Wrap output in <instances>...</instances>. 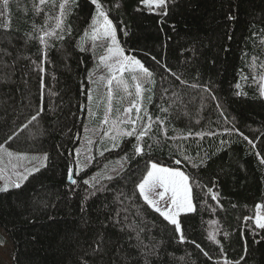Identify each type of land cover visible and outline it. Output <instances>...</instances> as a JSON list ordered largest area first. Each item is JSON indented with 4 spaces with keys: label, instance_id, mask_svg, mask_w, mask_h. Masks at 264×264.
<instances>
[{
    "label": "trees",
    "instance_id": "1",
    "mask_svg": "<svg viewBox=\"0 0 264 264\" xmlns=\"http://www.w3.org/2000/svg\"><path fill=\"white\" fill-rule=\"evenodd\" d=\"M34 2L39 4V0H10L5 15L0 16V144L13 136L5 144L12 151L48 153L47 167L29 176L20 189L0 192V248H6L8 264H145L143 246L136 247V232L126 226L133 223L137 231L143 228V245L157 246L155 255L148 257L149 264H215L223 257L210 233L223 245L228 259L244 257L241 264H264V241L253 243L245 230V254L240 232L243 216L253 215L254 205L264 203V165L234 130L256 141L264 155V98L259 96V85L264 83L260 80L264 75V0H176L163 24L157 15L136 11L138 0H102L113 23L123 22V30L117 33L121 47L139 59L155 81L143 85L150 91L143 93L141 115L147 110L152 125L140 142L145 154L135 158V137L120 138V148L100 155L105 147L111 148L115 132L101 123L107 80L99 77L109 73L99 67L100 57L107 53L106 43L97 40L93 48L90 35L81 39L94 6L89 0H78L79 7L65 21V27L71 25V35L59 40L60 29L55 27L59 8L46 3L37 14ZM0 11L5 10L0 7ZM229 13L236 16L234 21L226 19ZM52 31L57 35H44ZM41 36L45 44L40 43ZM81 46L86 51H80ZM44 52L47 61L41 64ZM165 64L188 84H181ZM87 71L95 73L97 83L89 84ZM40 75L44 76L43 101ZM125 78L131 85L128 74ZM236 83L241 85L239 90ZM205 84L217 100L203 91ZM82 86L85 91L93 89L90 105ZM112 88L110 118L116 119V110L122 112L131 97L115 82ZM129 91L134 94V87ZM236 91L246 95L237 96ZM41 104L44 111L29 123ZM104 131L109 136H103ZM148 145H152L150 152ZM77 147L87 150L82 158L93 159L77 177L78 184L70 186L67 152ZM205 154V165L192 168L185 161L179 167L203 185L212 187L215 182L213 191L223 209L206 195L207 188L193 187L196 211L181 214L187 238L181 243L174 238L178 234L173 227L139 196L135 185L146 173L149 158L171 164L187 155L199 163ZM125 155L127 160H121ZM96 173L100 174L96 188L104 186L105 190L85 201L88 186L82 180ZM191 241L213 259L206 258Z\"/></svg>",
    "mask_w": 264,
    "mask_h": 264
},
{
    "label": "snow or ice",
    "instance_id": "2",
    "mask_svg": "<svg viewBox=\"0 0 264 264\" xmlns=\"http://www.w3.org/2000/svg\"><path fill=\"white\" fill-rule=\"evenodd\" d=\"M175 2L176 0H138V7L135 10L138 12H147L149 14L159 16L161 19L158 21V23L163 24L165 22L164 18L169 15V6L171 4H174ZM9 3L10 0H2V3H0V7H2L5 11H0V16L5 15ZM46 3H50L53 8H59V15L55 17V27L56 29H60L61 34L57 35L55 31H52L45 32L44 35H57V39L59 40H63L65 34L70 36L72 32L71 25H67L65 27V21L68 15L71 14L73 8L79 7L78 0H60V3L58 5L56 3V0H39L38 5L35 4V2L33 4L34 10L37 14L42 11L39 6L44 5ZM89 3L90 5L94 6V11L90 16V24H88V28L84 30L83 37L81 39L89 37L90 35L93 48L97 47V40H102L106 43V50L108 55L101 56L100 62L105 68L108 69L110 75L108 77H99L100 80H107V104L105 106L104 116L101 123L104 125H110V130L115 132V135L111 137L113 141L111 148L105 147L104 150L100 152V155L103 156L104 151H112L113 149L120 148V138L135 137L136 143L132 144L134 158L136 156H142L145 154V149L140 142L143 140L144 136L147 135V133L150 131L152 125V117L147 112V110L144 111L143 116L141 115L143 93L145 91H150V89H145L143 85L155 83V81L152 79L153 73L147 67H145L144 64L134 55L125 54V49L121 47L117 35L118 30H123L120 28V25L123 22L120 21L117 24L113 23V20L109 18L110 9L106 6L105 3L102 2V0H89ZM116 6L118 7V5ZM226 19L228 21H234L236 19V16L232 13H229ZM5 27H7V23H5ZM124 35H128L127 31H124ZM253 35H255V33ZM230 38L231 37H229V39ZM39 39L40 43H46L43 36H41ZM225 50L227 51V49ZM80 51L83 52L86 51V49L81 46ZM152 59L156 61V57H152ZM109 60L111 61V63H108ZM45 61H47V52L43 53V59L41 61V64H43ZM157 63L159 62L157 61ZM162 66L173 76H175V78L179 80L181 84H188L187 81L181 79L180 75L175 72H172L170 68H167L166 64ZM38 67L39 72L41 74L44 73V67L39 65ZM125 73L128 74V77L132 81L131 85L129 84L128 79L125 78ZM94 74L95 73L93 71H87L86 79L88 80L89 84L97 83V80H93ZM242 79H247V77H242ZM260 80L264 81V75L260 76ZM113 81H115L117 88H122L124 92L127 93L129 97H131L128 106L124 107L122 112L119 109L116 110L119 113L116 119L110 118V114L113 111ZM253 82H255V78H253ZM188 86L193 88L201 87L200 85L196 84H189ZM130 87H134V94L129 91ZM40 88L41 101H43V75H40ZM202 88L203 91L207 92L210 95L211 99L217 100L216 95L212 92V89L209 87V85L205 84L202 86ZM235 88L239 90L241 88L240 83H236ZM81 91L84 92V94L86 95L90 105L94 98L93 89L89 87L85 91L84 87L82 86ZM235 95H246V93L236 91ZM259 96L261 98H264V83H260L259 85ZM148 100L151 101V97H148ZM86 107L90 115H95L92 112L90 106ZM216 107H221L219 102H217ZM43 111L44 108L41 104L39 109L36 111V114L31 117L29 123L37 120V118ZM133 111H135L134 117L132 115ZM161 111H167V109H161ZM220 114L224 116V112L222 110ZM225 120H227L226 116ZM138 122H140L139 131L137 129ZM160 123L161 126H163V121H160ZM121 125H127L128 128H121ZM25 127H27V125H25ZM85 130L88 131L87 127L85 128ZM234 130L243 138V140L247 141L248 145H250L251 151L257 157L260 165H264V155H262L261 152L257 150L256 141L249 139L248 136L244 135L242 132H239L238 129ZM164 134L165 136H167L166 132ZM208 134L215 135V133ZM189 135H191V133H189ZM103 136H109V131H104ZM12 139L13 136H8V139L5 141V144H7L8 141ZM257 140H259V137H257ZM156 142L158 143V141ZM87 143L91 144V139H88ZM222 143L224 142L222 141ZM5 144H0V151L7 153V156L9 157V163H11V159L14 157V153L11 151H7L5 149ZM147 147L148 151L150 152L152 145H148ZM84 151L87 150L77 147L67 152V155L70 157V160L67 164L66 169V181L70 186H76L78 184L77 177L80 176L82 169L86 168L93 159V157L87 155H84L82 158V152ZM61 154L63 155L64 153ZM15 158L17 160L28 159V157L24 154H15ZM206 158L207 154H205V158H201L199 163H197L194 157H189L185 155L183 157V160L174 159L171 164H162L159 161H155L149 158L145 163L146 173L135 185L136 189L138 190L139 196L142 197L146 204L149 205L156 213H158L164 221H166L169 225L173 227L174 232L178 234L174 238L178 239L181 243H184L187 240L186 236L183 234L182 231V220L180 219L181 214H188L196 211V207L193 203V187L201 189L207 188L206 195H210L211 199L213 201H216L217 207L223 209V205L218 200V193L213 191V188L215 187V182H213L212 187L203 185L198 181L195 176L190 175L186 171L182 170L181 167H179L183 162L186 161L191 165L192 168H198L206 164ZM31 159L40 160V157L34 156ZM47 160L48 153H44L40 166L33 165L31 169L26 168L23 173L15 171L17 165H13L12 174L16 177V179L11 180L8 177L0 175V179L5 180L3 186H0V192H8L10 188L20 189L24 182L29 179V176L40 171V167H47ZM121 160H127V155L121 157ZM2 172L3 169H0V173ZM99 175V173H96L91 177L84 178L82 180V183L88 186V189H86L84 196L85 201H87L90 196H94L96 192L105 190L104 186L96 188V183L98 182L97 178ZM107 179L112 180L114 179V177L108 176ZM70 190L75 191V188H70ZM81 211H85V208L82 207ZM213 211H215V208H213ZM125 219H127V217H125ZM126 226L130 227L132 231L136 232L135 238L138 241L136 247L143 246L144 251H142V255L145 257V264H149L148 257L151 255H155L157 246L143 245V241L140 237V232L143 231V228H140V230L137 231L138 225H136L135 223ZM245 230H247L251 234L253 238V243L259 244L261 241H264V235H261V233H264V203H256L254 205L253 215H245L242 218L240 232L241 239L244 241V249L246 254L247 239L244 238L243 235ZM224 235L225 237H227L228 233H224ZM257 236H259L260 238L256 239ZM209 238L217 243L220 248L219 254L223 257L222 260L217 259L215 261V264H241V260H243L244 257H241V260L236 261L228 259L227 254L224 252L223 245L220 243L219 240H216L215 235L210 233ZM191 243L194 244L196 248L200 249V251L203 252V255L206 258H208L209 260L213 259L212 256L207 251H205L199 243H197L196 241H191ZM93 251H95V249ZM84 264H87V262L85 261Z\"/></svg>",
    "mask_w": 264,
    "mask_h": 264
},
{
    "label": "rangeland",
    "instance_id": "3",
    "mask_svg": "<svg viewBox=\"0 0 264 264\" xmlns=\"http://www.w3.org/2000/svg\"><path fill=\"white\" fill-rule=\"evenodd\" d=\"M107 55H108V53H106L105 56H107ZM108 63H111V61L109 60ZM101 65L102 66H100L99 69L100 68H105L103 66V64H101ZM105 70H106V72H108L107 68H105ZM126 75H127V73L124 74V76H126ZM93 80H97V79L94 78ZM113 82H115V81H113ZM5 149L7 151L13 152L14 153V157L11 159V163H9V157L7 156V153L3 152V151H0V169H3V172L0 173V175H3L4 177H8L11 180H15L16 179V177L12 174L13 173V167H12L13 165H17V167L15 168V171L23 173L26 168L27 169H31L33 167V165L40 166V163L42 161L43 154H44V153H21V152H16V151H12V150L6 148V146H5ZM15 154H24V155H26L28 157V159L17 160L15 158ZM34 156H39L40 160H32L31 158L34 157ZM41 168L42 167H40V169ZM4 182H5L4 179H0V186H3ZM4 250H6V248H4V249L0 248V264H5V262L7 264L9 263L8 255L5 253Z\"/></svg>",
    "mask_w": 264,
    "mask_h": 264
}]
</instances>
